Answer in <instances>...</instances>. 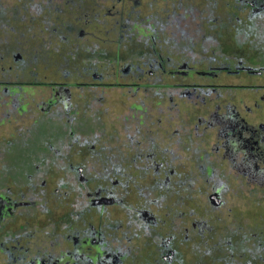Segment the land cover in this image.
<instances>
[{
  "label": "rangeland",
  "instance_id": "rangeland-1",
  "mask_svg": "<svg viewBox=\"0 0 264 264\" xmlns=\"http://www.w3.org/2000/svg\"><path fill=\"white\" fill-rule=\"evenodd\" d=\"M131 1L0 0V98L28 94L18 122L0 125V189L55 219L74 211L78 185L83 233L109 254L83 264H264V171L253 173L259 183L240 180L205 117L228 104L254 115L264 95V0ZM112 3L114 15L102 16ZM181 62L190 76L168 74ZM126 65L138 75L149 65L155 75L143 76L159 87L116 84L129 81ZM212 67L215 76L202 74ZM102 72L113 84L100 85ZM88 82L97 85H78ZM54 84L77 95L66 119L61 106L35 108ZM42 160V176L30 178ZM83 185L114 204L90 207ZM48 225L18 250L72 251ZM0 232L3 247L15 246ZM10 248L3 254L18 257Z\"/></svg>",
  "mask_w": 264,
  "mask_h": 264
},
{
  "label": "flooded vegetation",
  "instance_id": "flooded-vegetation-1",
  "mask_svg": "<svg viewBox=\"0 0 264 264\" xmlns=\"http://www.w3.org/2000/svg\"><path fill=\"white\" fill-rule=\"evenodd\" d=\"M131 3L140 4V2L138 3L135 0L131 1ZM113 8L114 5L112 3L107 7L102 16L114 15L112 11ZM102 60L106 61V59ZM107 62L114 63V66L120 65V63L111 62L110 60H108ZM144 68L145 70L143 71V73L139 75L132 73L127 65L124 68H119L122 71V76H127L128 79L130 76V79L127 83L119 81H116L115 83L121 85V87H129V91L134 90V93L138 92L139 87H141L142 85H155L159 87L158 82L150 84V82L145 80L146 77H144L143 74L152 76L155 74L152 69L150 70L149 65H144ZM216 69L217 68L213 67L209 68L208 71H204L202 72V74L206 76H215L216 73L214 71ZM246 70L250 71L251 73H253L254 71L252 69ZM170 72H173L168 73L170 75L190 76V67L187 64L181 62ZM101 75L102 80H100V85L105 86L113 84L114 80L105 81V78H110L113 75L109 76L108 74H106V72H102ZM12 85H16V82H12ZM78 85L95 86L97 85V83L88 82ZM50 87L51 88H49L46 93L41 94V99L36 101V110L44 115H50L52 109H54V106H61L64 114L62 115V117H60V119H66V117H68V112L70 111H74L73 113H75L77 105L75 101L73 102V100L77 98V95L75 94L74 96L71 93L72 90H70L66 85L54 84L50 85ZM21 92L22 94L17 98L11 97V101L0 98V125L4 122L3 120H5L6 117L8 119L10 117H13L11 122H18V114H16V112L17 110L23 111L24 108L21 110L19 109V106L24 107L23 104H27V101L24 102V98H27L28 96L26 92L22 90ZM16 99H21L20 101L22 102V104L13 103ZM10 106L12 107V111H8V107ZM218 108L219 107L214 108L211 112L207 113L205 117L207 118V121L209 123H211L212 125H216V134L221 139L220 144L222 150L224 152V155L227 157V161L231 163L233 172L237 176H239L240 180H243L248 184H251L253 182L259 183L258 181H253L252 178L254 171H264V118L261 120H256L255 117L264 116V95L259 98V100H255L253 109L251 110L252 114L254 115L250 118L242 117L241 113L239 111H236L235 107L231 106L230 104L225 107L224 111H220V109ZM7 112H10V114L8 115ZM26 119L28 123L29 120L33 118L26 117ZM200 120L202 121L203 119L200 118ZM127 132L124 133L126 134ZM132 133L135 134V131ZM99 144L100 140L98 145ZM227 153L230 154L228 155ZM43 163L44 162L42 160L41 162L36 164L37 168L35 167V170L32 171V175L30 174V178L35 179L36 176H42L39 165ZM77 166L79 165H76L75 168H77ZM70 167H73V165ZM82 190L83 193L85 192V196H87V202L90 207L102 205L104 209L107 204H114L113 200L111 199H101L99 197H94V193L90 191L87 185H83ZM63 191H66V188H63ZM81 196L82 192L79 191V186L77 185V187L75 186L74 203H72L74 211L68 212L70 214L69 217H64L60 213L55 217V219H52L48 215L49 212L41 213L36 210V205L31 203L32 207H30V202L25 200L22 204H20L22 201L18 200V197L9 192L8 189H0V229H3L4 232L10 233L11 236L15 235L16 238L14 240L16 241V244L15 246H9V248L11 247V251L19 253L17 254L19 255L18 257L10 256V254L8 253L3 254V252L7 251L9 248L3 247L5 246V243L1 239L3 234L0 232V264H83L81 261L84 262V260H91L90 258L98 259L101 255L108 256V249L105 248L104 242H101L97 238H94V233L91 234L90 237L84 235L83 233V229L81 226L83 218L82 200L80 199ZM209 197L211 205H218L221 203L218 195L214 194L210 195ZM21 208H25V210H22ZM147 217L148 220L152 219L150 215ZM49 222L51 232L53 231V233H51V236L58 240V242H71L70 246L73 248V250L68 252L59 251L57 254H46V252L43 251L29 253V247H24V245H21L19 249L21 251L19 252L17 246H19V244H21V242L23 241L22 237L41 234L42 232L45 234V231L48 230ZM91 222L93 223L92 219L89 223ZM85 263L88 264V261Z\"/></svg>",
  "mask_w": 264,
  "mask_h": 264
}]
</instances>
